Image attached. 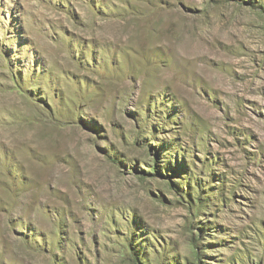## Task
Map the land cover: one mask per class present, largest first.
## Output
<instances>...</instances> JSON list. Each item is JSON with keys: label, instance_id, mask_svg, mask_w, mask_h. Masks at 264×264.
<instances>
[{"label": "rangeland", "instance_id": "1", "mask_svg": "<svg viewBox=\"0 0 264 264\" xmlns=\"http://www.w3.org/2000/svg\"><path fill=\"white\" fill-rule=\"evenodd\" d=\"M0 264H264V0H0Z\"/></svg>", "mask_w": 264, "mask_h": 264}]
</instances>
